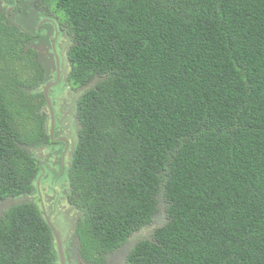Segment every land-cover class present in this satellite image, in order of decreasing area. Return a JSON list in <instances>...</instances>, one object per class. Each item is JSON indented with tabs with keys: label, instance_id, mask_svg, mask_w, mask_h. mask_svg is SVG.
<instances>
[{
	"label": "trees",
	"instance_id": "obj_1",
	"mask_svg": "<svg viewBox=\"0 0 264 264\" xmlns=\"http://www.w3.org/2000/svg\"><path fill=\"white\" fill-rule=\"evenodd\" d=\"M41 1L72 35L71 84L88 83L67 169L83 252L118 250L161 213L125 264H264V0ZM26 38L0 19V201L39 171ZM52 249L35 205L0 214V264H54Z\"/></svg>",
	"mask_w": 264,
	"mask_h": 264
},
{
	"label": "flooded vegetation",
	"instance_id": "obj_2",
	"mask_svg": "<svg viewBox=\"0 0 264 264\" xmlns=\"http://www.w3.org/2000/svg\"><path fill=\"white\" fill-rule=\"evenodd\" d=\"M28 3L31 9L23 0H0V19H8L19 32L28 36L24 42L25 50L33 51L37 70L36 77L31 78L30 87L42 93L45 103L40 108L44 136L26 146L42 173L34 181L37 190L31 185L30 192L18 196L24 197L25 194L26 202L37 205L40 215L44 218L48 216L54 222L59 236V240L52 236L54 264H111L109 256L123 246L98 259L91 254L81 253L78 226L84 212L72 204L69 192L67 169L78 140L80 123L76 106L82 95L79 85H73L69 80L72 35L64 27L66 24L62 25L57 14L45 7L41 0H28ZM26 9H30L28 17ZM46 86L51 109L43 94ZM50 182L62 192L61 198L51 196L47 185ZM59 245L60 252L57 248ZM129 249L130 246L127 251ZM125 255L122 259L115 258L112 264H125Z\"/></svg>",
	"mask_w": 264,
	"mask_h": 264
},
{
	"label": "rangeland",
	"instance_id": "obj_3",
	"mask_svg": "<svg viewBox=\"0 0 264 264\" xmlns=\"http://www.w3.org/2000/svg\"><path fill=\"white\" fill-rule=\"evenodd\" d=\"M23 1H26V6L27 7H30V4L28 3V0H23ZM45 7H47L49 10H51V8L49 6H46L45 4ZM32 7H30L31 9ZM30 9H26V13L28 14V11H30ZM29 16V14L27 15V17ZM57 16L59 18H63V16L61 15V12H57ZM64 19V18H63ZM65 20V19H64ZM60 22L62 23V25H64L65 23L63 22V20L60 19ZM65 28H67L66 26H64ZM65 88V86H64ZM62 89V88H61ZM29 102V101H28ZM39 113V116H40V111H38ZM79 128V127H78ZM42 173L41 172V169H39V171L37 172L36 176L34 177L33 179V184L32 186L35 187V183L34 181H37V175ZM41 182V181H40ZM48 185V188L50 190V194L52 197H56L58 196L59 198H61L62 196V192H60L59 190H57V185H55L54 183L50 182L47 184ZM35 190L36 187H35ZM35 207L37 208V205H35ZM81 209V208H80ZM4 210H7V209H4ZM3 210V211H4ZM82 210V209H81ZM164 219V216L161 214V213H156L154 214L153 216V220L151 223H149L148 226H145L143 227L141 230H139L138 232L134 233L130 238L129 240H127V243L119 250V251H114L113 254H111L109 256V261H111V264H112V261H114L115 258L119 257L120 259H122V257H124L126 251L128 250L129 246H131L135 241L139 240V239H145V238H148L150 237L151 235V231L153 230V228L157 225H159L160 223H162ZM81 249V253L82 254H88V251L86 253L83 252V249L80 247ZM118 264H121V263H118Z\"/></svg>",
	"mask_w": 264,
	"mask_h": 264
},
{
	"label": "water",
	"instance_id": "obj_4",
	"mask_svg": "<svg viewBox=\"0 0 264 264\" xmlns=\"http://www.w3.org/2000/svg\"><path fill=\"white\" fill-rule=\"evenodd\" d=\"M94 81H95L94 78L90 80L91 83H93ZM87 86H88V83L80 85L79 86V93L82 94L86 90ZM47 89H48V87L46 86L44 88L43 94H44V97L46 99V104H47L48 108L51 109L50 100H49V97L47 95ZM78 127L79 128L81 127L80 124L78 125ZM24 201H26V198L23 196L7 197V198L1 200L0 201V214H2L4 209H8L12 205H17V204L23 203ZM46 221H47L48 225L50 226V228L52 229L54 236L57 239L56 231L53 228V225H52V223L48 217H46ZM57 248H58V251L60 252L61 251L60 245ZM61 263H62V261H61Z\"/></svg>",
	"mask_w": 264,
	"mask_h": 264
},
{
	"label": "clouds",
	"instance_id": "obj_5",
	"mask_svg": "<svg viewBox=\"0 0 264 264\" xmlns=\"http://www.w3.org/2000/svg\"><path fill=\"white\" fill-rule=\"evenodd\" d=\"M24 195V197L26 198V196H25V194H23ZM3 200V199H2ZM24 202H26V201H24ZM37 210H38V208H36ZM46 217H48V216H46ZM49 218V217H48ZM43 219L45 220V222L47 223V221H46V218H44L43 217ZM50 220V219H49ZM51 221V220H50ZM51 223H52V225H53V228H54V222L53 221H51ZM47 225H48V223H47ZM48 227H49V229H50V232H51V238H52V236L53 237H55L54 236V234H53V231H52V229L50 228V226L48 225ZM55 229V228H54ZM57 234V233H56ZM56 238V237H55ZM57 239L59 240V236H58V234H57ZM80 243V242H79Z\"/></svg>",
	"mask_w": 264,
	"mask_h": 264
}]
</instances>
